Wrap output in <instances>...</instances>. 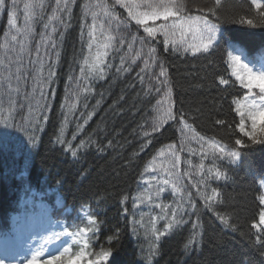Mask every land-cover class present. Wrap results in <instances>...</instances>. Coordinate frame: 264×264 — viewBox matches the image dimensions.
Segmentation results:
<instances>
[{"label": "trees", "instance_id": "trees-1", "mask_svg": "<svg viewBox=\"0 0 264 264\" xmlns=\"http://www.w3.org/2000/svg\"><path fill=\"white\" fill-rule=\"evenodd\" d=\"M181 2L185 15L206 16L216 26L207 52L189 49L201 40L193 31L175 30L166 47L163 35L147 37L134 21L117 27L112 17L127 21L128 12L113 8L114 0H74L70 13H60L63 23L50 19L56 0H14L15 6L6 0L0 9V45L6 33L9 40L0 47V122L11 125L0 123L9 133L0 138L6 226L12 214L36 217L60 207L58 233L95 221L86 259L110 251L101 264H264V227H253L264 212V143L240 131L249 91L230 61L239 55L264 71V24L252 0H220L215 15L208 11L215 0ZM40 3L43 9L25 7ZM26 26L33 30L27 39L16 31ZM98 51L107 52L103 78L89 68ZM38 80L48 81L43 100ZM258 92L250 99L259 102ZM68 239L77 238L55 240L56 256L64 248L79 251Z\"/></svg>", "mask_w": 264, "mask_h": 264}, {"label": "snow or ice", "instance_id": "snow-or-ice-1", "mask_svg": "<svg viewBox=\"0 0 264 264\" xmlns=\"http://www.w3.org/2000/svg\"><path fill=\"white\" fill-rule=\"evenodd\" d=\"M6 0H0V9L4 8ZM74 3V0H56L55 8L53 9V14L50 19H55L63 23L64 21L61 19L60 13H70L71 4ZM115 5H119L121 8H125L128 12V20L127 21H120L118 17H112L118 21L117 27L120 25H124L127 27V24L131 23L132 21L135 22L137 26L143 27L144 33L147 34V37L155 38L157 33H160L164 36L163 43L167 47L170 43L169 36L174 35L175 30H181L182 34L187 31H193L194 33H198L201 36V40L199 44L189 45V49L193 51L195 54L196 52H207L209 48L213 45V41L215 39V32L216 26L214 24H210L209 20L206 16L200 15L196 17L187 16L185 15V8L181 0H114L113 8ZM13 6H15L13 0ZM220 6V0H215V5L213 8L208 9L212 15L216 14V8ZM252 6L257 10V16L259 17V22L264 24V0H252ZM27 8H35L39 7L43 9V4L37 5H25ZM110 15V13H109ZM95 20V17H94ZM157 21H163V23L157 24ZM151 22V26H150ZM242 23H247L252 25L254 21L252 19H244L241 21ZM9 25L13 28L16 27L15 20L10 19ZM49 27L48 24L44 25V28L47 29ZM95 28L96 25L93 23L91 25L92 31H90L89 35L94 38L95 36ZM17 34H23L25 39L32 33V28L27 27L25 28L24 32L21 33L19 28H16ZM52 31H55V28H52ZM204 33H207L206 42L204 39ZM6 40L3 47L7 49L9 40ZM50 39V36L48 37ZM11 42H13V46L17 41V36H11ZM112 37H109L111 40ZM141 39V43H144V39ZM123 43V41H121ZM171 43H175V41H171ZM55 45H53L54 47ZM91 49V45H89ZM105 49L110 47V44L106 43L103 46ZM186 49V50H189ZM24 50L23 43L21 44L20 51ZM39 53V48L37 49ZM156 50L154 48H150L148 51V55L150 58L154 59V54ZM139 55V53H138ZM107 56V52H100L98 51L95 54L92 62L89 64L90 70L99 75L100 78H103L104 69L107 67L105 62V57ZM230 61L232 62V75L240 82L242 88L248 89L249 97L247 99L246 105H244L245 110L239 111V115L241 117L240 122V131L244 132L245 135L254 143H264V71H253L252 68L248 66V64L243 63L241 61V57L239 55L231 56ZM135 60H133V63ZM125 61L123 58L121 59V65H123ZM0 65H3V60H0ZM148 67V62L145 61V68ZM123 70L124 72L129 71L128 68H118L117 71ZM143 71V69H142ZM20 68H17V75L16 79L20 80L21 77L19 75ZM54 75V73H50V76ZM165 75V70L163 66H161L160 76ZM11 78V73L6 79ZM48 81L45 80H38L37 83L40 87V99L43 100L44 92L43 87ZM220 82L222 84H227L228 81L221 78ZM259 89L257 95L259 96V102L255 99H250L252 96V90ZM19 91V89H16ZM35 91V89H34ZM39 106V101L37 102ZM249 120L251 124V130L245 131V120ZM3 123V128L7 129L11 127V125L7 124V122H0ZM217 123H223L222 121H217ZM9 133L6 130H0V138L7 137ZM242 142L241 140H236V144L240 145ZM233 157L236 156L235 153L232 154ZM264 203V199L261 201ZM264 225V212L260 213L259 216V225H253V227H259ZM171 227V225H169ZM95 229V221H89V227L81 228L75 233H53L51 237L48 238L50 241L51 239H59L61 235L67 236H74L77 239L74 240V243L79 247V251L76 253H72L70 248H64L62 252L58 256L52 255L49 259L43 261V264H101V262H106L108 257L111 255L110 251H102L99 254H96L95 259H86V257L91 256L92 253L88 252L87 249L89 248V238L88 233L93 232L94 234ZM45 249L41 247L39 250L35 251L31 258L27 261V264H41L40 257ZM0 264H4V261L0 259ZM20 264H24L23 259H21Z\"/></svg>", "mask_w": 264, "mask_h": 264}]
</instances>
